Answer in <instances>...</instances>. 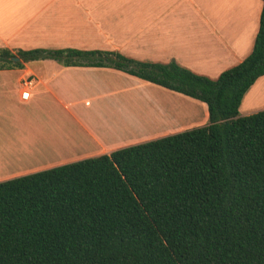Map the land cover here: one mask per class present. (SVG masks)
Here are the masks:
<instances>
[{"label": "trees", "instance_id": "16d2710c", "mask_svg": "<svg viewBox=\"0 0 264 264\" xmlns=\"http://www.w3.org/2000/svg\"><path fill=\"white\" fill-rule=\"evenodd\" d=\"M261 1L251 53L216 79L116 51L0 48V70L108 67L209 114L202 126L1 181L0 264H264V109L240 115L264 76Z\"/></svg>", "mask_w": 264, "mask_h": 264}, {"label": "crops", "instance_id": "0c3cea01", "mask_svg": "<svg viewBox=\"0 0 264 264\" xmlns=\"http://www.w3.org/2000/svg\"><path fill=\"white\" fill-rule=\"evenodd\" d=\"M181 1L185 0H179L176 5ZM189 1L198 8L197 13L203 20L197 28L172 25L169 16L172 0H0V48L11 51L34 48L116 51L139 61L167 63L175 60L197 74L216 79L251 53L263 3L261 0ZM86 16L91 17L90 20L93 16L99 17L105 35L115 25L114 43L107 44L108 47L77 43L78 21ZM109 17L117 18L110 22ZM193 36L196 37L194 41L188 40ZM36 62L42 66L43 73L37 74L38 78L36 74L32 78L28 75L34 86L30 97L23 100L19 80ZM0 72L16 80L12 91H0V182L110 154L166 136L172 128L169 126L162 128L164 132L137 138L136 129L143 131L140 134L148 133L149 129L137 124L134 127V113L125 116V110H116L109 121L104 118L106 122H102L98 117L100 113L96 115V111L87 110L92 102L98 103L105 96L113 97L120 92L165 94L171 91L123 71L108 67L64 66L54 60H43L25 64L23 69ZM262 79L264 76L248 90L243 101L255 94ZM195 101H190L191 106L200 107L203 116L186 122L189 128L175 132L208 123L206 104L198 105ZM137 105L128 111L138 110L134 108ZM263 109L264 100L249 101L240 115ZM105 126L116 128V131L105 133L102 131Z\"/></svg>", "mask_w": 264, "mask_h": 264}, {"label": "rangeland", "instance_id": "374dc122", "mask_svg": "<svg viewBox=\"0 0 264 264\" xmlns=\"http://www.w3.org/2000/svg\"><path fill=\"white\" fill-rule=\"evenodd\" d=\"M179 0H172V6L169 5L170 8V18L173 22L172 25H178V26H191L192 28H197L201 22H203L202 17L197 13L198 8L195 7L193 4L190 3L189 0L181 1V3L177 4ZM175 3V4H174ZM83 14H81L82 16ZM117 17H109L110 22H113L116 20ZM91 17L86 16L83 17V20L78 21L79 27L76 29V41L77 43H80L82 45H103V47L107 44H110L111 42L114 43L115 41V32L113 31L115 29V25L111 26L110 31L105 35V28L102 27L99 23V17H92V20H90ZM221 19V18H220ZM95 20V21H94ZM109 22V24H110ZM216 23H219L216 22ZM203 24V23H202ZM194 34V33H193ZM195 36L191 37L188 40H195ZM190 48V47H189ZM13 52H16L17 49H13ZM31 65V64H30ZM32 70L30 68H26L27 71L25 73H22L21 78L19 80V88L20 91H23V79L24 77H28V75L34 77V75L37 77V74L41 76L43 73V68L41 65L38 64V62L32 64ZM35 66V69H34ZM49 64H47V67ZM38 78V77H37ZM16 80L11 78V76H6L3 72H0V91H12L13 85H15ZM255 94H251L249 97L246 98V100L243 101L240 114L244 111L249 101L255 103L260 100H264V80L262 79L260 82H258V85L256 86ZM165 94H158L156 92L152 91H130V92H120L116 93L113 97L105 96L101 99L98 103L100 106H98V103L92 102V105L87 108V110H93L96 111V115L98 116L100 121L106 122V120H110L114 114L118 111H121L122 109L125 110L124 114L125 116H129L132 112L128 111L131 106H135L134 108H138L139 110H143L148 113L147 107L151 109V121L150 119L147 120L144 125L145 128H148V133H142L143 131L140 129H136V136L137 138H144L143 136H151L153 134L164 132L165 128H169L171 126L172 128L169 129L170 131L167 133L168 135L174 134V132L178 129H186L189 128L190 125L186 124V122L193 120L194 118H198L203 116V111L201 115V108L193 105L191 106V102L195 101L192 100V98H186L184 95H180L177 93H174L172 91H165ZM183 97V98H182ZM252 98V99H251ZM188 99V100H185ZM191 101V102H190ZM198 105H203L201 102H197ZM133 104V105H132ZM95 108H98L95 110ZM142 108V109H140ZM166 108V109H165ZM127 109V110H126ZM146 109V110H145ZM163 109L166 110V112L169 109H172V113L169 112L166 113V116H163V120L159 119V116L161 111ZM140 114V113H139ZM170 114V115H169ZM169 115V116H168ZM106 120H105V119ZM204 118V117H203ZM114 119V118H113ZM151 122V123H150ZM202 126V125H201ZM108 130H116V128H108L105 126ZM164 128V129H162ZM168 130V129H167ZM166 131V130H165ZM184 131V130H181ZM180 132V131H178ZM177 133V132H175ZM135 136V137H136ZM163 137V136H162ZM159 138V137H157ZM155 139V138H154ZM152 140V139H151Z\"/></svg>", "mask_w": 264, "mask_h": 264}, {"label": "bare ground", "instance_id": "6f19581e", "mask_svg": "<svg viewBox=\"0 0 264 264\" xmlns=\"http://www.w3.org/2000/svg\"><path fill=\"white\" fill-rule=\"evenodd\" d=\"M135 109H139V107L135 108ZM140 109H142V108H140ZM146 109H147L148 113L143 111V110H139V111L138 110H134V112H132V113H134L133 116H132L134 127H136V124L139 125L140 127H144V125H146L145 123L147 122L148 119H150V121H151V118H152V116L150 115L151 114V112H150L151 109L150 108H146ZM165 109H163V111L160 112L161 114L159 116H157L161 120H163V116H166L167 112H169L170 114L172 113V109H169L167 112H166ZM123 121H124L125 124H127V121L125 119H123ZM129 125H132V124L130 123ZM102 131H104L105 133L111 134L112 131H116V130H108L107 128H104Z\"/></svg>", "mask_w": 264, "mask_h": 264}, {"label": "built area", "instance_id": "2783aa9c", "mask_svg": "<svg viewBox=\"0 0 264 264\" xmlns=\"http://www.w3.org/2000/svg\"><path fill=\"white\" fill-rule=\"evenodd\" d=\"M34 86L33 79L26 77L23 79V92H22V99L27 100L30 97V90Z\"/></svg>", "mask_w": 264, "mask_h": 264}, {"label": "water", "instance_id": "95a60500", "mask_svg": "<svg viewBox=\"0 0 264 264\" xmlns=\"http://www.w3.org/2000/svg\"><path fill=\"white\" fill-rule=\"evenodd\" d=\"M12 59L15 60V61L19 60L18 57H13Z\"/></svg>", "mask_w": 264, "mask_h": 264}]
</instances>
